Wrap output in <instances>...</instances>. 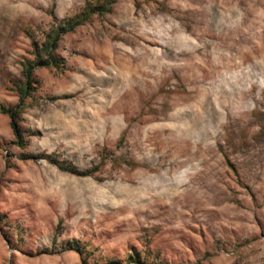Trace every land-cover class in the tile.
I'll list each match as a JSON object with an SVG mask.
<instances>
[{
  "label": "rangeland",
  "instance_id": "rangeland-1",
  "mask_svg": "<svg viewBox=\"0 0 264 264\" xmlns=\"http://www.w3.org/2000/svg\"><path fill=\"white\" fill-rule=\"evenodd\" d=\"M88 2L0 0V106ZM100 5L35 68L23 147L0 113V264H264V0Z\"/></svg>",
  "mask_w": 264,
  "mask_h": 264
},
{
  "label": "trees",
  "instance_id": "trees-1",
  "mask_svg": "<svg viewBox=\"0 0 264 264\" xmlns=\"http://www.w3.org/2000/svg\"><path fill=\"white\" fill-rule=\"evenodd\" d=\"M93 1V3L88 2L80 14L74 16L71 19L60 22V24L55 26V29L48 33L45 42L42 45L43 49L40 51L43 57L39 53H37L36 47V53L33 61H27L22 65L23 79L15 84V90L19 94L18 104L15 107L9 108L0 106V113L9 117V125L15 137L17 146H24V138L23 132L16 119L25 108V99H27L31 92L36 90L35 85L37 82L34 75L35 68L48 66H55V68H59L60 65L62 66V60L57 59L53 54L56 42L62 34L73 31L75 27L84 24L91 18L92 15L97 14L99 12V9L102 7L100 5L101 0ZM26 159L36 160L37 157L28 156L26 157ZM50 162L55 164L57 168L61 171H66L70 174L85 176V173H78L75 169L64 168L63 166L59 165L57 162L52 160ZM73 249L77 250V252H81L80 248L78 247H74ZM131 259L134 260V262L136 263L140 262L138 257H133Z\"/></svg>",
  "mask_w": 264,
  "mask_h": 264
}]
</instances>
